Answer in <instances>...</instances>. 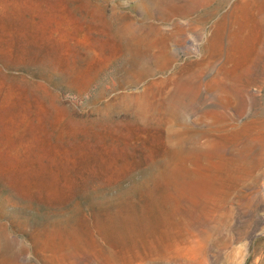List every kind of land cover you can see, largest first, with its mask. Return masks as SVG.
Here are the masks:
<instances>
[{
  "label": "rangeland",
  "instance_id": "1",
  "mask_svg": "<svg viewBox=\"0 0 264 264\" xmlns=\"http://www.w3.org/2000/svg\"><path fill=\"white\" fill-rule=\"evenodd\" d=\"M0 264H264V0H0Z\"/></svg>",
  "mask_w": 264,
  "mask_h": 264
}]
</instances>
